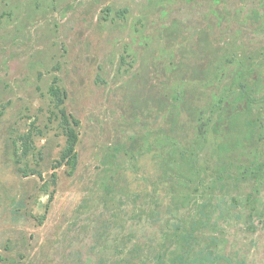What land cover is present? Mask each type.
Wrapping results in <instances>:
<instances>
[{
  "label": "rangeland",
  "instance_id": "obj_1",
  "mask_svg": "<svg viewBox=\"0 0 264 264\" xmlns=\"http://www.w3.org/2000/svg\"><path fill=\"white\" fill-rule=\"evenodd\" d=\"M0 264H264V0H0Z\"/></svg>",
  "mask_w": 264,
  "mask_h": 264
},
{
  "label": "trees",
  "instance_id": "obj_2",
  "mask_svg": "<svg viewBox=\"0 0 264 264\" xmlns=\"http://www.w3.org/2000/svg\"><path fill=\"white\" fill-rule=\"evenodd\" d=\"M49 94L56 101L57 107L60 109V119L66 131V147L62 153L61 160L58 162L56 167L60 168L62 166H67L69 168V174H73L78 166L77 146L79 144L80 134L77 129L80 127V121L64 109L67 94L59 86L57 78L54 79L53 85L49 90ZM44 219L45 216L42 220Z\"/></svg>",
  "mask_w": 264,
  "mask_h": 264
}]
</instances>
